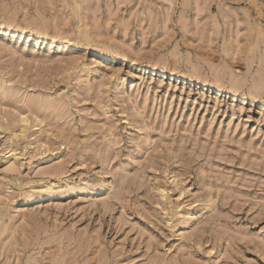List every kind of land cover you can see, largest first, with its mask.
<instances>
[{"label":"rangeland","instance_id":"374dc122","mask_svg":"<svg viewBox=\"0 0 264 264\" xmlns=\"http://www.w3.org/2000/svg\"><path fill=\"white\" fill-rule=\"evenodd\" d=\"M0 22V264H264V0Z\"/></svg>","mask_w":264,"mask_h":264},{"label":"bare ground","instance_id":"6f19581e","mask_svg":"<svg viewBox=\"0 0 264 264\" xmlns=\"http://www.w3.org/2000/svg\"><path fill=\"white\" fill-rule=\"evenodd\" d=\"M2 24H3V23L0 22V27H2ZM29 34H30V33H29ZM51 39H52V41H54L53 37H52ZM220 89H221V87H220ZM219 91H220V90H219ZM22 119H23V118H22ZM24 120H25V119H24Z\"/></svg>","mask_w":264,"mask_h":264}]
</instances>
